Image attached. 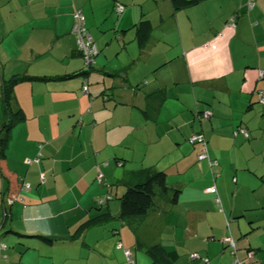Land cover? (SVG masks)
<instances>
[{
    "label": "crops",
    "instance_id": "obj_1",
    "mask_svg": "<svg viewBox=\"0 0 264 264\" xmlns=\"http://www.w3.org/2000/svg\"><path fill=\"white\" fill-rule=\"evenodd\" d=\"M16 75L9 105L24 118L6 148L13 181L0 171V264H133L126 249L154 264V244L171 264H264V0H0V127ZM145 169L166 171L179 199L121 219L119 196Z\"/></svg>",
    "mask_w": 264,
    "mask_h": 264
},
{
    "label": "trees",
    "instance_id": "obj_2",
    "mask_svg": "<svg viewBox=\"0 0 264 264\" xmlns=\"http://www.w3.org/2000/svg\"><path fill=\"white\" fill-rule=\"evenodd\" d=\"M171 1L175 8L180 9L188 6L197 5L202 0H171ZM84 20H85V16H84ZM84 26L87 30L85 21H84ZM151 28L152 25L150 21H141L140 24L137 26V39H138V43L141 46L145 43L146 37L150 33ZM73 32L77 34L74 31V28H73ZM22 79H24L23 76L16 75L12 79L6 81L3 85V99L6 106L7 117L0 127V171L3 174V176H5L8 180H11V182L13 181L12 179L15 177V173L13 170L9 169L7 165L6 148L11 136V131L15 123L23 119L24 114L21 109H19L18 112L12 114L10 110L9 101L13 93L12 92L13 85L16 82L21 81ZM261 93L264 92L263 91L259 92V94ZM205 111H209V110L201 111V117H204ZM140 176L143 177L141 181L139 180L136 183L127 184L126 190L119 196L120 205H121L119 217L121 219L143 218L157 205V200L159 199V197H166L172 204L176 203L179 199L181 189L172 187L168 184L167 182L168 175L166 171H161V170L150 171L148 169H145L140 171ZM10 197L13 198V195H11ZM108 198H112V196L110 195L108 196ZM5 214L8 215V213ZM111 216H112L111 214L105 212L102 215H100L98 219L92 220L91 224L102 223L107 219H109ZM41 237L49 242L52 241L51 239L46 238L44 236ZM138 243L140 245H143V243L140 240L138 241ZM147 251L150 253L154 264H171L172 262L169 253L160 244H154L153 246L149 247Z\"/></svg>",
    "mask_w": 264,
    "mask_h": 264
},
{
    "label": "built area",
    "instance_id": "obj_3",
    "mask_svg": "<svg viewBox=\"0 0 264 264\" xmlns=\"http://www.w3.org/2000/svg\"><path fill=\"white\" fill-rule=\"evenodd\" d=\"M123 7L119 6L118 9L119 11H121ZM75 26H74V31L77 33L78 37H79V42H80V48L83 51L84 57H85V61L88 65H90L91 63H93L95 61V57L97 56L98 53V48L96 46V44L93 41L92 36L87 32L85 26H84V15L82 13V11L79 9L75 12ZM234 21V20H232ZM235 25V24H233ZM261 75H262V71H261ZM88 90V86L85 85L84 86V91L87 92ZM261 96V101H264V93L260 94ZM211 115L210 111H205L204 113V117H209ZM241 133H243L245 136H249V131L246 128H240L239 130ZM190 141L191 142H195V143H199L202 147L201 152L199 154V159L200 160H204V159H209V153H208V147H207V139L206 137L202 134V133H194L190 136ZM212 164L217 165L218 161H214L212 162ZM99 180H102V174H99ZM206 191L208 192H216L217 189L215 186H211L208 187L206 189ZM225 242L231 244V246L234 248V253L236 252V247H235V242L232 240V238L230 237H226L223 239ZM125 254L127 256V259L130 263H134V259L132 257V252L130 249H126L125 250ZM198 254H193V257L196 258L198 257ZM250 256L253 257V253H250ZM237 262L239 264L240 261L237 260Z\"/></svg>",
    "mask_w": 264,
    "mask_h": 264
},
{
    "label": "rangeland",
    "instance_id": "obj_4",
    "mask_svg": "<svg viewBox=\"0 0 264 264\" xmlns=\"http://www.w3.org/2000/svg\"><path fill=\"white\" fill-rule=\"evenodd\" d=\"M120 202V201H119Z\"/></svg>",
    "mask_w": 264,
    "mask_h": 264
}]
</instances>
